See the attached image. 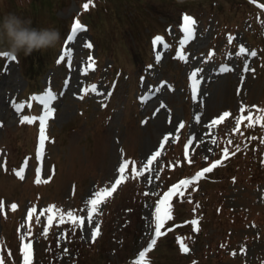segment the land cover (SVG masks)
<instances>
[{
  "label": "rangeland",
  "instance_id": "rangeland-1",
  "mask_svg": "<svg viewBox=\"0 0 264 264\" xmlns=\"http://www.w3.org/2000/svg\"><path fill=\"white\" fill-rule=\"evenodd\" d=\"M29 1L0 0V17L9 11H14L24 17H29V12H34V18L40 23V27L55 26L58 23L65 32L64 21L72 18L75 12L80 11L82 2H89V0L71 1L53 14L54 6L50 0H35L33 8H31ZM195 1L198 0H179L166 6L167 0H90V3L99 4L101 9L98 11L99 16L95 19L90 18L95 24L93 32H96V35L102 34L105 38L102 44L105 52L109 53L112 49L113 52L124 53L126 52L125 49L132 50L128 33H126L128 23L125 7L131 10V15L136 12L135 18L137 20L143 19L144 25H147L148 29L155 33L158 28H156L157 19L170 20L172 15L175 19H178L183 12L193 13L190 5ZM222 5L225 7L224 9ZM239 6L240 4L234 5L233 0H222L214 7H211L210 0L204 1L202 9L204 8L207 12L194 11L199 17L194 18L196 23L193 26L202 33L196 43L186 41L187 32L184 27L178 28V22L172 20L169 24L173 23L175 25L169 27L171 31L169 35L178 34L177 42L185 46L183 63H178L172 57L166 42H162L163 47L160 50L165 56L163 59H159L157 53L159 43H157L152 67H147L142 74L145 75L147 80L143 77L141 82L138 81L139 74L142 73L139 70L131 78L124 76L127 72L123 71L120 80L110 82L109 73L113 60L109 56L101 65L103 68L100 74L101 79L95 85L94 94L90 96L92 101L81 102L84 87L96 78L98 71V66L93 63V60L97 58L98 48L95 46L92 52L86 54L89 42H93L92 30L90 32L85 27L76 28L74 26L67 31L66 35L68 37L64 43V48L58 52L59 57L64 59L68 55L76 57L74 66L85 63L89 65L90 71L88 74L81 75L83 82L78 89L67 92L65 89L67 85L64 89L61 88L65 82V79H61L65 72L58 66L60 63L46 68V71L42 73L40 80L43 92L48 91L44 88V85L52 87L51 90L53 91H58L55 99L50 100L48 104H45L48 94L47 96L39 95L37 97L39 102L37 106L33 99L34 91L28 90L27 92L26 90L30 80L24 74L26 71L24 55L9 54V60L1 59L0 121H4L5 126L1 128L2 124H0V198L4 196L8 199L6 207L9 208V211L3 217V210L0 207V264L12 262L13 255L16 253L14 245L16 242L15 235L18 232L15 226L17 219H20V224L22 223L20 239L25 243L30 233L29 225L33 214L37 211L41 216L35 214L33 221L39 219L42 226L47 228L49 226L48 216L52 213V211H49L48 206L50 204L51 207L57 206L60 202L58 213L62 219L64 217V220L67 221V228L72 229L75 233L78 232L84 242L96 241V238L102 233V213L106 207V200L104 197L101 198L95 210H93L91 200L95 197L96 192L102 188L108 187L112 189L111 191H115L123 184L126 172L125 170L121 172L120 167L121 165L124 167V160L127 155L137 157L142 182H144L148 192L158 195L164 184L161 177V168L167 151L165 148L169 144L175 143L177 139L184 136L188 138V147L191 150L205 159H212L217 151L221 132H233L239 125L240 120L238 118L241 115L248 116L249 112L254 114L259 107L264 110V68L259 62V52L252 49L250 45L253 42L247 32L252 29L251 20L246 19V13H240V15L232 17L231 9L237 10ZM245 7L248 8L247 13H254V7L248 4H245ZM214 10L217 11V17L216 15H210ZM211 16H214V18H211ZM219 20L222 22H219V29H222L225 37L231 34L229 30L237 28L235 45H229L226 41L223 49H221L222 43L214 44L216 33L219 31L217 29ZM261 27L264 34V18L261 21ZM179 29L181 33L178 31ZM130 30L135 38V44L141 47L135 29L131 27ZM78 31H81V33L78 34ZM73 34L77 36H73ZM159 34L164 36L162 31H159ZM69 37H76V43L73 44V39L70 43ZM145 38L144 36L142 41L144 47L146 46ZM94 41L96 42L95 38ZM69 43L71 46L70 54L67 50ZM4 47L6 45H0V50ZM54 48L41 50L42 57L47 59L46 56H52ZM236 48L239 50L238 53ZM209 49H214L216 54H209ZM243 49H247V51ZM74 50L76 51L75 54L73 53ZM6 51H8L7 48ZM221 51H223L222 56ZM253 51L256 52V55H252ZM3 53L4 51L1 52V56ZM113 55L116 57L115 54ZM41 59L40 55H29L27 58V70L32 73V77L35 73L43 70ZM118 62L126 65L128 74L131 73L132 61L123 57ZM225 65L228 66L227 69L223 71V74H220L218 72L219 67L222 68ZM72 66L73 63L69 58V71L67 70L66 78L71 75ZM199 67L206 68V75L204 74L206 87L201 91V95L195 99L196 80L193 81L192 74ZM229 67L232 69H229ZM187 77L191 78L189 84ZM143 82L147 85H165V88L161 93L159 90L153 93L147 92L146 96L151 99L150 101H153L152 105L140 104L139 102L137 112L135 107L129 110L128 103L132 95L137 97L139 101L144 88ZM100 85L105 87V93L99 97L96 95V91ZM114 87L118 89L109 96L108 93ZM158 95L159 98H157ZM23 97L27 102L24 108L29 112L28 116L34 118L27 121H34L36 125L32 129L28 126L29 131L22 133L21 144L18 140L14 141L15 144L9 143L10 148L15 149L16 147L13 156L14 164L17 165L20 158L26 160L28 157H32V164L31 162L29 163L30 166L24 164L25 172L22 173L24 175H34V167L37 166L38 162L36 161V154L32 152V141L38 137L43 138L53 131L54 134L61 131L60 142L58 139L54 140V136L51 135L47 157L43 159L44 166L40 164L41 168L43 166V179L46 180L49 179L48 171L51 165V156L53 155L52 161L61 160V177L56 180L57 185L60 187L59 191H54L52 187L48 188L41 183L30 186L32 184L31 176H28L27 181L23 183V187L26 189L30 186V188L27 192L19 193L15 197L12 189L16 188L14 182L19 179V176L13 172L2 173L3 161L7 157L4 148H7V145H5L6 133L8 131L15 133L24 117L25 112L22 108H14L15 103L22 101ZM106 100L111 103V106L108 111L103 113L101 107ZM244 105H248V107L244 108ZM36 107L41 109V117L50 107L56 109L57 113L49 116L46 121L43 119L45 122H51L50 128H46L38 122ZM158 108H161V111ZM225 111H228L230 115L225 117L223 121L212 123L217 115H223ZM39 144L42 149H45L44 143L42 146L41 141H39ZM62 158L64 162H62ZM59 173V169L55 171L51 168V175L54 177L58 176ZM121 176H123L122 180L120 179ZM245 176L246 173H243L238 182L229 184L224 192L225 196L222 197V195L221 197L225 199L224 203L230 210L252 215L256 210L264 208V183H248L242 180ZM118 180L119 183H117ZM72 181H77L81 185L78 191L72 190ZM222 190L218 191V194ZM26 194L27 197H25ZM16 202H18L17 207H13ZM3 204L0 202V206ZM127 206L129 207V205ZM75 207L80 208V216L83 217L80 222L79 220L73 221L67 215L68 212L74 213ZM14 208L16 209V215ZM153 211L154 202L152 200L145 202L142 207L144 221L142 223V234L137 249L143 247L153 231ZM120 224V221L116 222L117 226H124V223ZM32 225L34 226V223ZM56 227V238L60 246L58 252L59 264H67V259L72 257L73 253L69 248L66 228L62 227L61 219L56 222ZM229 227L231 226L228 225L227 229ZM230 231L234 244L230 249L232 259L227 257L225 259L226 263L257 264L255 261L264 255V236L259 226L250 221L240 222L234 224ZM208 232V237L205 239L206 244H213L217 238L222 237L219 236L220 234L214 225L210 227ZM9 236L10 240L6 246L5 240ZM110 247L109 257L117 261V250L114 242ZM204 247V244L197 242L189 246V250L184 253L192 255L196 251L195 254H197ZM124 254L125 248L121 252L123 261L125 259ZM169 260L170 257L166 256L161 259H154L151 264H161V261L167 262Z\"/></svg>",
  "mask_w": 264,
  "mask_h": 264
},
{
  "label": "snow or ice",
  "instance_id": "snow-or-ice-1",
  "mask_svg": "<svg viewBox=\"0 0 264 264\" xmlns=\"http://www.w3.org/2000/svg\"><path fill=\"white\" fill-rule=\"evenodd\" d=\"M89 2H90V0H89ZM262 6H264V5H262ZM85 7H87V4L85 5ZM184 21H185V23L183 25L184 30L189 34V36H193V38H194L195 29H194L193 25L196 23V21L194 20V18L192 16H189V15H185L184 16ZM84 27H85V25L81 24V22L77 19L76 20V28H84ZM73 38L74 37H69V39H73ZM231 38L232 37L230 36V39ZM157 39H159V37ZM89 47H91V42H89ZM241 47L243 48L242 45H241ZM243 50L247 51V49H243ZM3 55L7 56L8 53L5 52V53H3ZM252 55H256V52L253 51ZM61 59H63V58H61ZM148 67L151 68L152 66L149 65ZM227 67L228 66L225 65V66L222 67L221 70H226ZM201 71H202V69H197L196 72H194L192 74L194 82H195V80L197 78L196 77L197 72H201ZM93 89H95V85L93 86ZM84 91H88V89H84ZM55 95L56 94L50 89L49 93H48V97H47V99H45V104H48L50 100L55 99ZM17 107H22V105H17ZM244 107L247 108L248 105H244ZM54 114H55V108L54 107H50L49 110L45 111L44 116L42 117V119H44L46 121L49 118V116L54 115ZM229 115H230L229 112L225 111L223 113V115H217L215 117V120L212 121V123L215 124V123H218L220 121H223L224 118L229 116ZM252 117H253V114L251 112H249L247 119L249 120V123L251 125L254 126L256 123L264 124V115H261L258 120L253 119ZM30 119H34V118L33 117H29V116H24L23 117V120H30ZM238 119L239 120H243V119H245V117L241 115ZM2 123L3 122L0 121V124H2ZM41 145L43 146V140L41 141ZM224 152L227 153L228 149L224 148ZM125 163H127V161H125ZM220 163H221L220 160L214 161L213 165H211L208 169H205V171H211L212 168H214L216 165H219ZM120 171L121 172L124 171L123 165H121ZM20 174H21V176L23 175V173H20ZM200 175H203V172L200 173ZM197 178L198 177H193V179H197ZM120 179L122 180L123 176H121ZM233 179H235V178H233ZM117 183H119V180L117 181ZM188 183H189L188 180H181L180 184H174L172 186L171 190H169L165 194L164 198L162 200H160V206L155 209L156 224H157L155 231H156L157 235L161 234V226H163L165 224V221L168 220V218H169V211H168L169 198L172 197L173 193L176 192L179 188H181L182 185H185V184H188ZM113 187H115V185H113ZM111 190H112L111 188L104 187L101 190H99L98 192H96L95 197L91 200V204L93 206V210H95V207L98 204L99 200L101 198H103ZM13 207H15V205H13ZM33 211H35V209H33ZM29 215H31V213H29ZM67 215L73 220L83 219V217L74 216L72 212H68ZM89 215H91V213H89ZM52 219H53V217L51 215L48 216V222L49 223L52 222ZM153 243H155V241H153ZM182 243H183V240H182ZM183 247H184V251L187 252L189 250L187 244H184ZM23 251H24V264H30V259H31V246H30V244L25 243ZM141 255H143V254H141Z\"/></svg>",
  "mask_w": 264,
  "mask_h": 264
},
{
  "label": "clouds",
  "instance_id": "clouds-1",
  "mask_svg": "<svg viewBox=\"0 0 264 264\" xmlns=\"http://www.w3.org/2000/svg\"><path fill=\"white\" fill-rule=\"evenodd\" d=\"M60 40L61 31L55 26H34L31 17L14 11L0 17V45H6L13 55H30L37 50L52 48Z\"/></svg>",
  "mask_w": 264,
  "mask_h": 264
},
{
  "label": "trees",
  "instance_id": "trees-1",
  "mask_svg": "<svg viewBox=\"0 0 264 264\" xmlns=\"http://www.w3.org/2000/svg\"><path fill=\"white\" fill-rule=\"evenodd\" d=\"M61 1H64V0H53V3L57 6V7H60L62 4H61ZM70 0H68V2H69ZM85 16H87L88 17V14H86ZM92 19H95V17L94 16H92ZM127 23H128V25L130 24V26L132 27V28H134L135 29V31H139L140 30V24H141V22L139 21V20H137L136 18H132V17H129L128 19H127Z\"/></svg>",
  "mask_w": 264,
  "mask_h": 264
}]
</instances>
